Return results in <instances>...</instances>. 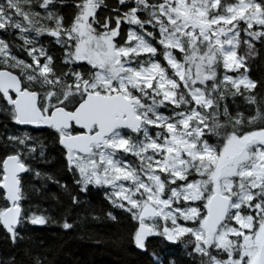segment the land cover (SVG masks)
Here are the masks:
<instances>
[{
  "label": "snow or ice",
  "instance_id": "6c2138e0",
  "mask_svg": "<svg viewBox=\"0 0 264 264\" xmlns=\"http://www.w3.org/2000/svg\"><path fill=\"white\" fill-rule=\"evenodd\" d=\"M102 8L0 0V32L27 57L0 38V228L24 258L0 264H57L29 225L69 233L118 224L119 213L136 222L132 243L153 264L165 261L152 238L180 245L188 264H264V81L247 63L264 56V0H116L105 18ZM238 99L254 111L234 108ZM49 148L57 171L37 167L56 162ZM49 184L55 209L38 214L31 194ZM94 188L111 210L91 206Z\"/></svg>",
  "mask_w": 264,
  "mask_h": 264
},
{
  "label": "trees",
  "instance_id": "16d2710c",
  "mask_svg": "<svg viewBox=\"0 0 264 264\" xmlns=\"http://www.w3.org/2000/svg\"><path fill=\"white\" fill-rule=\"evenodd\" d=\"M222 2H224V0H222ZM227 2H234V0H227ZM104 3L108 8L98 10V15L101 18L111 15V7L116 4V0H104ZM64 11L67 15H70L74 9L69 7L65 8ZM114 19L115 17H113V20ZM127 29L128 25H122L121 38L126 37ZM256 48L258 51H264V48H262L259 43L256 44ZM247 63L249 66L250 78L257 82L264 81L263 56H251L248 58ZM261 95H264V89L258 88V99ZM241 106L243 108L245 107L244 104ZM52 152L57 158L58 152ZM60 166L61 161L58 158L54 165H37V167L44 168L50 172L57 171ZM58 178L61 182H66L68 185H71L70 176L66 172L58 173ZM56 191V186L52 184L43 195H39L44 202L43 205L40 204V206L44 208L47 207V209H55L54 202L44 197ZM88 200L91 206L95 207L98 211L99 209H104V204L97 194L90 195ZM53 212L56 216H59V210ZM81 229H84V232H80V230L69 233L59 231L57 236L53 238L51 235H48L49 231H47V229L41 228L38 231L32 232L31 235L37 242L44 241L46 245L52 247L57 264H153L152 258L147 253L136 249L133 243H131L128 236L130 225L125 219L120 220L118 224L107 222L89 225ZM154 243L156 247L161 246L163 249H176V245H169L159 239H154ZM0 248L6 255H15L17 259H24L19 249H12L6 240L1 242V238ZM176 260L178 264H184V258H182V254L177 249Z\"/></svg>",
  "mask_w": 264,
  "mask_h": 264
},
{
  "label": "rangeland",
  "instance_id": "374dc122",
  "mask_svg": "<svg viewBox=\"0 0 264 264\" xmlns=\"http://www.w3.org/2000/svg\"><path fill=\"white\" fill-rule=\"evenodd\" d=\"M129 27L128 26V29H127V32L129 30ZM0 38H4L6 40H8L11 44H13L14 46V50L16 51V54L18 56H20V58H24V59H27V57L20 52V46H21V41H19L18 39H14L12 36L10 35H5L3 32H0ZM43 43L45 45L46 48L49 49L50 51V54H52L55 58H56V61L57 63H59L60 61V57L62 55L60 49L58 46L50 43V41L48 39H44L43 40ZM245 53V47L243 44L240 45V48L238 49V55H244ZM244 104L245 107L243 108L241 105ZM240 108L241 111L245 112V115L247 114V111L249 110H253L254 111V108L255 106H248L245 104L244 101L242 100H237L236 104L233 106L234 108L237 107V106ZM0 108H2V104H0ZM248 108V109H246ZM5 123V118H4V115L2 112H0V133L3 132V125ZM9 131H14L15 129L12 128V126L9 124V128H8ZM37 147H39V145H37ZM0 154H2V152H0ZM48 154L51 155V156H55L51 150V148H49V151H48ZM56 157V156H55ZM57 158L61 161V157L59 156V153L57 154ZM56 158V160H57ZM128 159L130 160H133L134 158L132 157H128ZM67 173V172H66ZM68 174V173H67ZM70 176V179H71V184L73 183V178L70 174H68ZM37 185H39V181H36L35 182ZM52 184H49L48 188L51 186ZM92 194H97L99 199L101 200V202H103L104 204V209L105 210H111V205L105 200L104 198V191L102 189H92L89 193V196L92 195ZM89 196L87 197V199L89 198ZM39 201V204H38V201ZM31 202L33 205L37 206V213L40 214V212L43 210V209H47L40 206V204L43 205V201L41 200L39 194H36V193H32L31 194ZM4 201L3 200H0V207H2L4 205ZM114 212H119V210H113ZM52 215H55L54 212L51 213ZM120 215V220H127L128 224L130 225V231H129V238H130V241L132 243V240H131V233L133 231V225L136 223L135 221H131L128 217V215L126 213H119ZM56 216V215H55ZM58 217V216H57ZM113 223V222H111ZM115 223V222H114ZM47 229V231H49L48 235H51L53 238L57 236L58 232L59 231H63L58 225H55V224H52V225H49V226H31L29 225L28 228H27V231L29 232V234H32V232L34 231H38L40 229ZM80 230V232H84V229H78ZM77 233V232H76ZM78 234V233H77ZM0 238H1V242H3L4 240H6L9 244L10 242L8 241L7 237H6V233L4 232V230L2 228H0ZM154 239H158V238H152V244L154 243ZM151 244V247L149 249V251H155L158 255L162 256L164 261H165V264H167L168 260L170 257H175L176 259V249L182 254V258H184V264H188V260L187 258L185 257V253L184 251L182 250L181 246L180 245H176V249H173V248H170V249H163V247L159 246V247H156V244L154 243L153 245ZM155 245V246H154ZM11 246V244H10ZM12 247V246H11ZM12 249H15L12 247ZM17 250V249H15ZM0 257H3V258H6V257H9V255L7 254H4L3 251L1 250L0 248ZM177 261V260H176ZM178 264V262H177Z\"/></svg>",
  "mask_w": 264,
  "mask_h": 264
},
{
  "label": "water",
  "instance_id": "95a60500",
  "mask_svg": "<svg viewBox=\"0 0 264 264\" xmlns=\"http://www.w3.org/2000/svg\"><path fill=\"white\" fill-rule=\"evenodd\" d=\"M263 69H264V56H263Z\"/></svg>",
  "mask_w": 264,
  "mask_h": 264
}]
</instances>
